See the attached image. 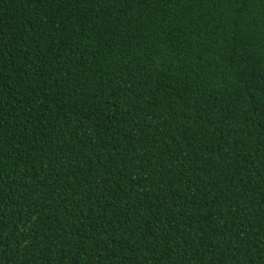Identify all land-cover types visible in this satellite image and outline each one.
Here are the masks:
<instances>
[{
	"label": "trees",
	"instance_id": "trees-1",
	"mask_svg": "<svg viewBox=\"0 0 264 264\" xmlns=\"http://www.w3.org/2000/svg\"><path fill=\"white\" fill-rule=\"evenodd\" d=\"M0 264H264V0H0Z\"/></svg>",
	"mask_w": 264,
	"mask_h": 264
}]
</instances>
